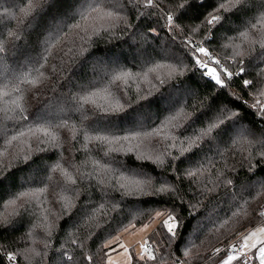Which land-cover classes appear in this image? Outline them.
<instances>
[{
    "label": "trees",
    "instance_id": "1",
    "mask_svg": "<svg viewBox=\"0 0 264 264\" xmlns=\"http://www.w3.org/2000/svg\"><path fill=\"white\" fill-rule=\"evenodd\" d=\"M14 1L0 0V41L5 45L0 54V89L10 93L0 106L14 107L16 101L25 111L8 113L12 119L0 113V256L17 253L11 264H89L87 256L92 257L90 264H106L112 249L118 248L113 239L155 220L150 241L142 245L158 259L147 264H174L170 255L166 261L159 259L169 253L185 264H221L227 252L216 255V249L264 224L260 215L264 212V160L258 155L264 151V55L259 46L249 55L245 37L237 35L258 22L248 39L264 34V0H246L233 13H220L225 16L223 25L210 40L206 38L213 37L212 26L202 17L212 0L181 16L184 31L167 23L169 14L180 13L183 0H154L151 7L145 6L147 0H121L117 7L124 19L119 27L91 39L90 28L86 34L69 27L59 42L50 41L49 33L62 21L76 22L68 19L75 15L71 0H46L30 17L22 11L28 8L26 0ZM13 32L19 39L11 41L8 34ZM193 46L207 48L234 72H239L243 60L246 72L226 79L225 88L202 77L201 70L193 75L195 66L185 54ZM237 50L243 56L234 59ZM169 66L186 70L182 96L175 98L181 93L172 92L170 100L137 103L155 92L157 75L166 78ZM151 68L156 71L150 72ZM117 75L122 78L114 82ZM244 80L253 83L245 88ZM15 87L20 91H14ZM162 91L167 94L171 89ZM85 97L91 100L85 103ZM117 103L124 109L132 105L134 110L123 119L103 115ZM177 109L183 116L173 123L183 127L173 128L168 120ZM224 109L229 116L232 111L240 113L238 121L227 122V135L221 138L213 133V139L199 141L195 155H182L194 134ZM35 121H42L41 128L56 139L36 131ZM113 133L136 138L113 140ZM12 136L17 139L9 145ZM96 136H105L109 142L101 143ZM130 147L134 154L126 155ZM189 171L196 176L188 178ZM133 173L150 181L142 192L129 195L119 185ZM228 180L233 181L231 186ZM161 187L170 191L158 193ZM22 189L29 196L12 203L8 197ZM157 211L163 214L157 217ZM169 214L182 224L181 235L175 239L161 227Z\"/></svg>",
    "mask_w": 264,
    "mask_h": 264
},
{
    "label": "snow or ice",
    "instance_id": "2",
    "mask_svg": "<svg viewBox=\"0 0 264 264\" xmlns=\"http://www.w3.org/2000/svg\"><path fill=\"white\" fill-rule=\"evenodd\" d=\"M46 0H36V3H33V0H26L28 5L27 10H22L24 12L25 17H30L35 11L36 8L45 3ZM227 3L231 4V7H226V3L222 2V0H212V7L206 10L203 14L202 19L206 21L207 25L212 26L213 37L206 38L210 40L214 38L215 29L217 27H221L223 25V21L225 19L224 15L220 13H233L234 10H237V6L243 5L246 3V0H226ZM208 3V0H183V3L179 5L180 13L173 17L171 14L167 16V23L172 29H179L180 31H184L183 25L180 23V19L182 15H185L188 10L192 9L193 7H204V5ZM146 7L154 6V0H147L145 5ZM51 7V5H49ZM71 7L75 11V15L68 17V19L76 21L75 23L69 25L67 21H62L60 24L56 25L55 28L51 33H49V39L53 42H59L60 37L64 35L65 28H76L80 29L84 33H88V29H91V33L88 35V38L91 39L92 36H100L102 33H109L114 28L119 27L120 22L124 19L121 15V8L117 7L116 3H113V0H71ZM210 17V18H209ZM55 19V18H54ZM91 20V24H87V22ZM79 21H84L85 26ZM126 23V21H125ZM258 23H250L242 32L238 33L237 35L240 37H245V43L248 44L249 47V55H251L252 51L255 50L256 46L260 48V54L264 55V34H259V39H251L249 40L248 37L251 36L252 31L258 29ZM11 41H15L19 39L18 33H9L8 34ZM81 40L84 39V36L79 37ZM188 44L191 45V41H188ZM50 47H55V43H51ZM230 47L231 45H226ZM240 46H237L239 49ZM71 50V49H69ZM5 52V45L2 41H0V54ZM186 55L192 60V64L195 66L192 70V74H195V71L204 69L201 72L202 77H207L215 82V85L219 86L220 88H225L226 82L225 80H231L234 75H243L246 72V68L243 66V60H240V67L239 72L229 71L227 68L221 64L220 59L214 58L209 50L203 46H193L192 51L186 52ZM202 54L204 57L208 58V62H205L200 58ZM243 56V52L237 50L234 53V59H238ZM208 63H214L216 67H209ZM157 67H163V65H158ZM217 67L220 68V71H217ZM150 72H155V68L149 69ZM123 76L129 75V73H123ZM186 70H179L175 66H169V71L166 74V78H161L157 75L156 80L158 81L159 87L153 85L155 88V92H150L148 96L141 97L137 103L145 102L149 105L152 103L153 100H170L172 96V92H180L183 94L186 89L184 88ZM223 76V78H222ZM145 77H147V73H145ZM122 78L121 75H117L115 77L114 82L119 81ZM190 79V78H189ZM23 83H29L32 85H36V80H24ZM253 82L250 80H244L243 84L245 88L250 86ZM171 89V92L162 91V89ZM14 91L19 92L20 88L15 87ZM10 93L8 91H4L0 89V101H3L5 97H8ZM264 95V93H262ZM23 99V98H21ZM85 103H88L91 100V97L83 98ZM14 107L8 106H0V113L3 114L5 119H12V116L8 115L10 112H19L21 115L24 113L25 109L16 101L12 102ZM94 103V102H93ZM174 103V102H173ZM259 101H257V105ZM251 107H256L253 105ZM134 110V106L130 105L128 109H124L122 105L117 103L116 106L112 107L110 110L106 109L103 115L108 116L110 119H123L127 116L131 111ZM228 109H224L222 112L214 115L213 117L209 118L208 123L206 126L199 130L198 133L194 134V138L190 139L188 148L182 149L183 154H192L195 155V151L199 150L201 147V143L199 141L213 139V133H216L217 136L223 137L227 135L228 132V121L236 119L238 121L240 117V113L238 111H232L231 116L227 115ZM261 111H264V106L261 107ZM201 115H205V113H201ZM183 116L182 110L177 109L173 114L170 115L168 123L172 124V127H183V125H177L173 123L174 121L179 120ZM264 119V117H261ZM23 119L27 120L26 116H23ZM198 119V117H197ZM42 121H35L34 127L36 131H44L46 135H51L53 140L56 139V135L52 134L48 131L47 128H41ZM64 125H56L57 128L63 127ZM29 131H32L31 129ZM159 133L157 132L156 135ZM19 135H24V133H20ZM145 135L151 136L153 133H146ZM136 135H125L121 137L118 133H113V140H130L135 139ZM17 139L16 136H12L7 143L10 145L12 141ZM95 140L105 143L109 142L107 137L105 136H96L94 137ZM175 147V145H173ZM112 152H118L119 149H110ZM126 155H133V149L130 147L127 150ZM104 155H108V153H104ZM171 157V153H168ZM260 160H264V151L258 153ZM28 157H23L24 163L28 162ZM137 160H141V156H136ZM150 159V158H148ZM173 159H179V157H174ZM260 160H257V164L260 163ZM157 162L160 161V158L157 157ZM249 171H252L251 165H249ZM196 176V172L189 171L187 172L188 178H193ZM2 179V178H0ZM125 183L119 185L120 189H126L127 194H132L135 191H143L145 185L150 181L148 177H142V174H130L123 177ZM228 186L233 184L232 180H228L226 182ZM243 190H246V186ZM158 193H164L166 191H170V189L161 187L156 190ZM123 194V193H122ZM29 196V192L25 190H21L18 193H13L11 197L8 199L15 203L16 200L22 199L24 197ZM163 213L157 211L156 216L159 217ZM190 215L192 213H189ZM261 216H264V212L260 213ZM162 228L166 230L167 234H170V238H178L181 233L178 232V229L182 228V224L178 220V217L174 214H169L167 219L162 222ZM147 228V225H145ZM6 230V229H5ZM50 235V233H49ZM45 250H47L48 245L45 244ZM107 247V246H105ZM143 252L137 258V264H147V261H157L158 256L157 254L150 251L147 247L142 245ZM255 250V251H254ZM114 251V249H112ZM127 251V249L125 250ZM221 249H216V253H220ZM227 254L225 258L221 260V264H233V262H238V264H264V226H260L255 228L253 231L249 232L247 235L243 236L242 243L233 244L226 250ZM146 253V255H145ZM36 256H41L42 254L39 252L34 253ZM107 255V253H106ZM173 257L174 264H185V261L180 260L179 257L175 256L174 253H169L167 255L159 256V259L162 261H166L168 256ZM183 255L187 258L189 255V251L185 250ZM6 257V260H5ZM18 257L17 253L9 252L3 256H0V264H11V262L16 261ZM89 264L92 260L91 256L85 257ZM68 261L72 260V257H67ZM133 260L132 255L128 256V262L131 264ZM106 264H114V262L109 259L106 261ZM190 264V262H189Z\"/></svg>",
    "mask_w": 264,
    "mask_h": 264
},
{
    "label": "rangeland",
    "instance_id": "3",
    "mask_svg": "<svg viewBox=\"0 0 264 264\" xmlns=\"http://www.w3.org/2000/svg\"><path fill=\"white\" fill-rule=\"evenodd\" d=\"M11 1L16 3L14 0H11ZM113 2L114 3L116 2V4L120 3V5L122 4L121 0H113ZM36 23H37V25H41V24H39V21L38 22L36 21ZM202 56H200V58H202ZM217 71H220L219 68H217ZM222 78H223V76H222ZM180 96H182V94H180V95L176 94L175 98H178ZM170 104H172V103H170ZM156 223L157 222H155V220H154V221L146 224L147 228H145V225H143L141 227H137L135 229L128 230V231L124 232L120 237L113 239L111 241V243H113V244L117 243L118 248L106 257V261L110 257L111 260L114 262V264H129L128 256L132 255L133 260H132L131 264H133L135 259H137L139 257V252L141 251L142 244L144 242L150 241V237H151V234L153 232L154 227L156 226ZM260 226H264V224L258 225L256 227L250 229L249 231H247L244 234V236L247 235L249 232L253 231L255 228L260 227ZM126 249H127V251H125Z\"/></svg>",
    "mask_w": 264,
    "mask_h": 264
},
{
    "label": "built area",
    "instance_id": "4",
    "mask_svg": "<svg viewBox=\"0 0 264 264\" xmlns=\"http://www.w3.org/2000/svg\"><path fill=\"white\" fill-rule=\"evenodd\" d=\"M209 52L211 53V55L216 58V59H220L218 56H216L215 54H213L210 50ZM202 56V55H201ZM202 60H204L205 62H208V58L202 56L201 58ZM221 60V59H220ZM229 61H233L232 58L228 59ZM221 64H223L224 67H226L225 63L221 60ZM229 71H232L230 68H227ZM201 71H204V69H200ZM263 210H264V203H263ZM243 241V235L237 236L236 238H234L229 244H227L226 246H223L221 249L222 251L220 253H222L223 251H226L227 249H229V247L233 244H239L242 243ZM255 251V250H254ZM143 252V249L139 252V255H141ZM219 253H216V255H218ZM200 264H210L209 261H204ZM233 264H238V262H233ZM258 264V262H257Z\"/></svg>",
    "mask_w": 264,
    "mask_h": 264
}]
</instances>
